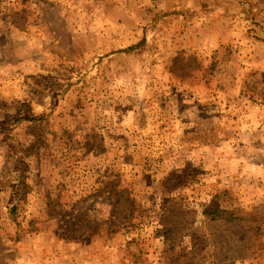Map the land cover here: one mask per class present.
Wrapping results in <instances>:
<instances>
[{
    "label": "rangeland",
    "instance_id": "1",
    "mask_svg": "<svg viewBox=\"0 0 264 264\" xmlns=\"http://www.w3.org/2000/svg\"><path fill=\"white\" fill-rule=\"evenodd\" d=\"M0 264H264V0H0Z\"/></svg>",
    "mask_w": 264,
    "mask_h": 264
},
{
    "label": "trees",
    "instance_id": "2",
    "mask_svg": "<svg viewBox=\"0 0 264 264\" xmlns=\"http://www.w3.org/2000/svg\"><path fill=\"white\" fill-rule=\"evenodd\" d=\"M45 118H47V117L44 115H40V116L32 118V120H41V119H45Z\"/></svg>",
    "mask_w": 264,
    "mask_h": 264
}]
</instances>
